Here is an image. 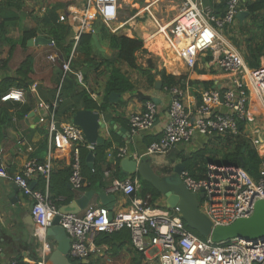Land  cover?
<instances>
[{
  "label": "crops",
  "instance_id": "obj_1",
  "mask_svg": "<svg viewBox=\"0 0 264 264\" xmlns=\"http://www.w3.org/2000/svg\"><path fill=\"white\" fill-rule=\"evenodd\" d=\"M20 1L21 11L12 7L8 8L4 4L6 0H0L1 12L14 20L6 23L5 26V37L14 43L2 42L0 39V82L5 78L14 79L16 83L20 82L21 78L17 71L26 58L30 59V71L24 75L25 80H23L27 85V88L23 89L24 102L0 104V170L7 176L6 178L0 177V248L2 250L0 264H12V262L17 264V260L25 264H38L44 252L46 259L50 252V245L53 244L51 239H47L48 246L46 245L44 250L36 227H34L35 235L28 231L29 226L25 223V213L30 200L22 194L13 181V177L20 174L24 166L30 162L50 164L51 173L48 178L33 176L29 181L34 190L47 193L58 208L69 204L87 191L94 193L88 205L105 207L110 215L124 212L129 208V198L122 194H109L105 191L108 179L103 176L101 190L96 186L88 190L81 189V191H74L70 188L68 177L71 151L67 147L64 150L53 148L48 132L50 117H53L57 125L72 124L71 118L76 111L97 112L98 122L103 126L97 131L98 138L101 139L100 143L93 145L92 152L84 147L80 151L84 185L89 186L87 181L89 173L84 170V166L89 168L86 160L89 153L94 154L93 165L98 164L103 174L106 170L105 166H115L116 153L120 150L119 148H125L131 157H138L144 153L151 142L161 135L168 120V106L171 99L168 87L163 86L162 72L174 76L179 81L177 86L182 91V102L191 109L201 103V93L204 90L211 87L227 88L230 78L213 63L209 54L200 55L195 67L188 70L164 46V42L163 46L161 44L158 47L156 39H147L151 33L149 28L146 29L133 21L112 33L100 20H96V17L88 19L87 27L81 29L75 18L70 16L67 23L72 26L73 35L68 38V41L72 40L68 54H65L52 39L50 45L23 47L21 43L25 31L32 30L36 33L30 39L37 36L48 38L41 31L42 25L38 23V20L53 4L46 6L45 2H41L39 5L41 9L25 17L26 0ZM35 1L37 0H33ZM213 1L210 4L212 9L214 8ZM246 1L250 0H243V3ZM243 9L245 8L242 6L241 10ZM59 11L61 10L58 9V15ZM77 11V17H81L82 11L78 9ZM247 18L240 22L241 25L246 24L247 26L250 23L249 25L253 26L251 20ZM122 23H113L111 28ZM79 29L81 32H90L95 36V40L92 39L90 42V61H85L84 54L76 50L74 37ZM110 33L142 40L143 50L136 54L137 63L143 68L150 69L149 73L152 75L153 82H150L147 74H142L125 63L115 60L116 52L110 46ZM68 59L71 60L69 69L64 73L62 64ZM105 62H109L110 66H107ZM262 64H264V55L259 58V66ZM110 67L120 70L131 83V89L127 92L113 91L118 94L113 101L109 99L112 92L106 93L105 90ZM157 80L161 82L160 88L156 87ZM15 85H12L10 89H16ZM146 101L154 102L157 107L155 122L148 131L133 134L128 126V119L130 115L141 112ZM93 104L104 107L101 110L96 109ZM250 105L252 118L244 124L241 135L250 139L251 142L258 140L264 144V111L258 107L253 95L250 96ZM214 137L217 138V136L208 138L196 134L189 143L177 146L167 155L149 156V158L140 160L146 159L156 173L170 174L177 163H182L188 157L192 158L190 154H195L210 146V140ZM101 144H107V146L102 153L103 161H98L95 148ZM208 163L211 161L207 160L204 166ZM119 169L121 170L120 164ZM110 172L114 177V170ZM128 176L126 175V178ZM135 176L138 175L135 174ZM139 186L137 180V197H139ZM102 194L110 197L111 200L102 202L100 198ZM154 202L153 200L151 204L164 208L161 196L157 197V202ZM94 241L99 247V253H93L87 259L91 264H140L143 262L140 254L131 246L130 236L127 239L123 237L122 232L114 234L109 244L102 242L99 236Z\"/></svg>",
  "mask_w": 264,
  "mask_h": 264
},
{
  "label": "built area",
  "instance_id": "obj_2",
  "mask_svg": "<svg viewBox=\"0 0 264 264\" xmlns=\"http://www.w3.org/2000/svg\"><path fill=\"white\" fill-rule=\"evenodd\" d=\"M83 4L82 15L77 17V8L67 6L68 15L79 23L81 29L86 21L98 17L112 32L124 28L130 20L111 28L118 18V0H76ZM224 7L218 14L202 0H183L179 14L166 24H160L153 16L154 30L147 37L155 40L163 38L166 48L188 70H192L200 55L209 54L213 63L229 75L227 88L211 87L201 93V103L194 109L182 102L179 86L167 88L171 95L168 106V120L159 138L151 142L137 160L149 156H164L181 144L189 143L196 134L205 137L239 135L245 123L252 118L250 96L253 95L258 107L264 111V64L250 68L241 53L222 36L235 22L243 0H223ZM83 2V3H82ZM81 30L74 37L77 44ZM70 59L62 64V71L69 69ZM23 89H9L0 95V104L24 102ZM157 107L146 101L143 110L130 115L128 126L133 134L148 131L154 124ZM48 132L55 150L71 151L68 183L72 190L83 188L80 151L84 147L94 150L87 144L77 126L67 123L57 125L50 117ZM43 121V120H41ZM257 153L262 158L256 178L250 177L241 167L208 163L201 177L193 178L183 170L180 178L200 201V210L213 226L228 225L239 218L253 214L255 203L264 202V144L255 141ZM116 160L130 157L125 148H119ZM93 172V169H92ZM51 173L49 163L30 162L24 170L13 177L22 194L33 202L31 218L37 229L42 247L46 248V229L55 216H60L59 225L65 230L70 241L68 256L71 259L85 260L91 254L99 253L95 238L99 234H113L128 230L131 246L140 254L145 264H264V238L245 240L235 238L226 242L213 243L209 238H200L192 233L182 221L177 211L154 206L148 200L135 195L137 180L127 177L117 179L109 170L103 171L108 179L105 191L109 194H122L129 198V208L124 212L110 215L105 207L87 205L81 213L60 214L56 203L47 193L30 187V178H48ZM0 177L6 178L2 170ZM48 246V245H47ZM155 250L153 254L149 252ZM0 248V253H1ZM45 253V252H44ZM38 264H43L45 254ZM15 264V262H12Z\"/></svg>",
  "mask_w": 264,
  "mask_h": 264
},
{
  "label": "trees",
  "instance_id": "obj_3",
  "mask_svg": "<svg viewBox=\"0 0 264 264\" xmlns=\"http://www.w3.org/2000/svg\"><path fill=\"white\" fill-rule=\"evenodd\" d=\"M213 1V0H212ZM5 6L12 7L15 9L21 8V1L20 0H6L4 3ZM71 5L68 3L67 5L57 3L54 6L50 7L46 10L43 17L38 20V23L42 25L41 31L47 36L49 39H52L55 44L58 47H61L65 54H68L70 52L72 40L68 41V38L73 35V28L70 24L67 23L68 12L65 11V16H59L57 11L58 9H66L67 6ZM214 5V11L216 13H221L224 7V1L218 2V0L213 1ZM242 6L249 12V16L247 19H250L253 23V26L256 28V30L264 37V0H250L246 1L245 3H242ZM4 12V11H3ZM13 18H10L6 14L2 13L0 10V39H2V42H8V43H14L9 38L5 37V26L6 23L14 21ZM237 21V20H236ZM237 24L241 26V23L237 21ZM36 33L32 30L25 31L22 35V46H26V42L34 37ZM76 35V34H75ZM110 39V46L111 48L116 52L115 60L121 61L125 63L128 67L138 70L142 74H147L149 76L150 82H153L152 75L149 73V68H143L142 66L138 65L137 63V56L136 54L138 52H141L143 50V42L139 38H128L123 35H116L110 33L109 35ZM92 41V34L90 32L88 33H80L77 44H76V50L82 52L84 54L85 61H90V42ZM67 46H64L66 45ZM248 55L244 58L246 64L250 68H258L259 67V58L264 55V45L263 46H248ZM5 62H3L4 64ZM107 66H110L109 62H105ZM30 59L26 58L20 65L17 74L21 78L20 82H15L14 79L11 78H5L2 82H0V95L5 93L10 87L14 84L15 88L18 89H26L27 85L25 83L24 75H26L30 69ZM1 66V63H0ZM162 83L163 86L171 87V86H177L179 84V81L174 76L166 75L164 72L161 73ZM131 89V83L128 80V78L120 72L115 67H110V73L109 78L106 83V93L108 92H119L124 93ZM93 107L96 109H103V105L97 106L96 104H93ZM242 133V132H241ZM225 135V136H217V139L222 140L226 146L232 147L228 153L222 154V157L220 160H212L209 158V161L216 163V164H224V165H233L241 167L250 177L256 178L258 175V169L259 165L261 163L262 158L257 153V150L255 149L253 143L250 139L245 138L241 135ZM107 144H101L96 146L95 152L97 154V160L103 161V150L106 148ZM200 151L196 152L195 154H198ZM204 153L203 156H198V162L200 164L193 163L191 161V158L188 157V159L183 160L184 169L188 171L189 175L193 178H199L201 177V173L204 172V165L206 161L204 159ZM202 155V154H201ZM195 158V156H192V158ZM200 165V166H197ZM106 170H114L113 176L117 179H124L126 178V175L121 172L119 169V161L116 162L115 166H105ZM84 170H86L89 173V176L87 178V181L89 183V186H86L83 184L82 190H88L89 188H93L96 186L97 189L102 186L103 182V174L100 166L98 164L93 165V172L91 169L84 166ZM201 175V176H200ZM132 179L137 178L139 186V197L145 198L148 197L149 202H153L154 198L159 197L160 195L146 182L141 180L138 176H135L134 174L128 176ZM138 190V189H137ZM137 195V191L135 193ZM53 200V199H52ZM119 232H122L123 237H127L129 239V232L128 230H121ZM116 232V233H119ZM99 234L98 236L101 237L102 242H105L107 244L110 243L111 239L113 238V235L116 234ZM199 237V236H198ZM201 238V237H200ZM70 261L72 264H91L90 262L85 260H77V259H71ZM86 261V262H83ZM17 264H25L17 260Z\"/></svg>",
  "mask_w": 264,
  "mask_h": 264
},
{
  "label": "water",
  "instance_id": "obj_4",
  "mask_svg": "<svg viewBox=\"0 0 264 264\" xmlns=\"http://www.w3.org/2000/svg\"><path fill=\"white\" fill-rule=\"evenodd\" d=\"M223 0H218L221 2ZM249 16L246 9L240 10L236 19L242 22ZM95 40V36L92 35ZM52 40L42 36L29 39L26 42L28 46L50 45ZM156 87H161L160 80L156 81ZM118 94L111 93L110 100H114ZM71 123L81 129L84 139L90 145L100 143L97 131L99 127H103L98 122L97 112L79 110L76 111L71 118ZM94 154L87 155L88 167L92 169ZM146 158V157H144ZM149 158V157H147ZM122 173L125 175L137 174L141 180L148 183L162 198L164 208L168 210H176L180 215L185 226L195 232L201 238H209L213 243L226 242L235 238L245 240L263 239L264 238V202L255 203L253 214L248 218H239L228 225L213 226L212 222L200 210V195L197 197L193 192L189 191L180 178V174L184 170L182 163H177L170 174L161 175L156 173L146 159L139 160L126 157L119 162ZM32 188V186H30ZM94 193L87 191L79 198L71 201L69 204L59 208L60 214H77L81 212L90 202ZM101 201H110L111 198L102 194ZM33 202L30 201L27 206L26 225L29 226L28 231L35 235L34 222L30 215ZM60 216H55L51 225L46 229L47 239H51L53 244L50 245V252L43 264H72L68 256L70 241L65 230L59 225ZM137 264V263H135Z\"/></svg>",
  "mask_w": 264,
  "mask_h": 264
},
{
  "label": "rangeland",
  "instance_id": "obj_5",
  "mask_svg": "<svg viewBox=\"0 0 264 264\" xmlns=\"http://www.w3.org/2000/svg\"><path fill=\"white\" fill-rule=\"evenodd\" d=\"M31 1L32 2L30 3V1L28 2L26 0L27 8L25 9V13H24L25 17L31 16V14L34 13L37 9H41V7L39 6L41 5L40 4L41 2L42 3L45 2L47 4L46 6H51L52 4L55 5L57 3L67 5L68 3L71 2L78 10L82 11L83 9V4L78 3L74 0H37L35 2H33V0ZM203 1L205 6H210L212 2V0H203ZM182 4H183V0H154V1L153 0H118L119 11H118V18L116 23H122L128 21L133 16L137 15L136 18H134L131 21L135 22L140 26H143L146 29L149 28L150 30H154V23L151 16H153L161 25L166 24L179 14ZM148 6H150V13L148 11H143V9ZM21 9L22 8H19L18 10L21 11ZM59 10H61L59 11V15L61 16L64 14L65 16V11H67V8L59 9ZM22 13L23 12H21V14ZM95 19L100 20L98 17H96ZM249 24L250 23H248L247 26L246 24L240 26L237 24V22H235L228 30L222 31L223 38L226 39L234 48H236L244 58L248 55V50H249L248 46L257 47L264 45V37H262V35L255 29L254 26H251ZM128 27L130 29L129 25ZM161 44L162 43L160 41L156 43V45L159 46H161ZM255 141L259 142L258 140ZM209 145L210 146L201 150L198 154H190L192 156H195V158L194 157L191 158V161L193 163H198V158H200L198 156H203V152H205L204 153L205 161L209 160V158L212 160H220L222 154L228 153V151H230L232 148L230 146H226V144H224L222 140H219L215 137L210 140ZM253 145L256 148L257 144L253 143ZM159 174H163V172H160ZM153 200L157 202V198H154ZM158 207H162V206L159 205ZM191 232L197 235L195 232L193 231ZM154 252L155 250H151L149 253L153 254ZM140 264H145V263L142 262Z\"/></svg>",
  "mask_w": 264,
  "mask_h": 264
},
{
  "label": "bare ground",
  "instance_id": "obj_6",
  "mask_svg": "<svg viewBox=\"0 0 264 264\" xmlns=\"http://www.w3.org/2000/svg\"><path fill=\"white\" fill-rule=\"evenodd\" d=\"M154 1V0H153ZM155 3V2H154ZM153 3V4H154ZM152 4V5H153ZM151 5V6H152ZM143 11H148L149 13H150V6H148V7H145L144 9H143ZM142 12V11H141ZM146 36V35H145ZM144 40H146V39H144ZM156 40L157 41H160L161 43H163V38L160 36V35H157V37H156ZM147 42V41H146ZM154 42V41H153ZM164 44V46L166 47V44L165 43H163ZM163 44H162V46H163ZM157 46H159V45H157ZM150 50V49H149Z\"/></svg>",
  "mask_w": 264,
  "mask_h": 264
}]
</instances>
